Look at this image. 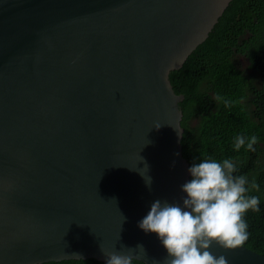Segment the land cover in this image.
Segmentation results:
<instances>
[{
	"label": "water",
	"instance_id": "water-1",
	"mask_svg": "<svg viewBox=\"0 0 264 264\" xmlns=\"http://www.w3.org/2000/svg\"><path fill=\"white\" fill-rule=\"evenodd\" d=\"M231 2L0 0V264H166L137 225L190 178L170 74ZM210 251L264 264L244 245Z\"/></svg>",
	"mask_w": 264,
	"mask_h": 264
},
{
	"label": "trees",
	"instance_id": "trees-1",
	"mask_svg": "<svg viewBox=\"0 0 264 264\" xmlns=\"http://www.w3.org/2000/svg\"><path fill=\"white\" fill-rule=\"evenodd\" d=\"M238 57L247 61L246 68ZM170 80L176 94L184 95L182 148L189 164L230 157L237 164L235 174L255 178L259 189L251 194L260 197V208L246 213L248 238L241 245L264 256V0H232L209 37L182 68L171 72ZM238 134L256 135L255 151L234 149Z\"/></svg>",
	"mask_w": 264,
	"mask_h": 264
},
{
	"label": "clouds",
	"instance_id": "clouds-1",
	"mask_svg": "<svg viewBox=\"0 0 264 264\" xmlns=\"http://www.w3.org/2000/svg\"><path fill=\"white\" fill-rule=\"evenodd\" d=\"M257 139L254 134H238L233 147L255 151ZM236 171L237 164L230 157L201 158L187 169L190 178L180 186V202L155 199L150 204L137 226L146 234H155L167 253L166 264H228L224 255L210 251L211 246L235 249L248 238L244 217L249 210L259 211L260 197L251 194L259 186L255 178L249 180ZM141 175L150 187L151 178L145 171ZM135 250L144 252V247L137 244ZM104 255L105 264H132L134 258L131 253L119 251Z\"/></svg>",
	"mask_w": 264,
	"mask_h": 264
},
{
	"label": "rangeland",
	"instance_id": "rangeland-1",
	"mask_svg": "<svg viewBox=\"0 0 264 264\" xmlns=\"http://www.w3.org/2000/svg\"><path fill=\"white\" fill-rule=\"evenodd\" d=\"M238 60H239V62H240V64H241V66L242 67H247V61L243 58V57H238ZM246 70V69H245Z\"/></svg>",
	"mask_w": 264,
	"mask_h": 264
}]
</instances>
